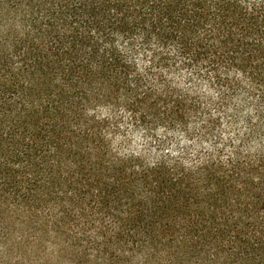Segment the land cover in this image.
I'll return each instance as SVG.
<instances>
[{
	"label": "trees",
	"instance_id": "1",
	"mask_svg": "<svg viewBox=\"0 0 264 264\" xmlns=\"http://www.w3.org/2000/svg\"><path fill=\"white\" fill-rule=\"evenodd\" d=\"M0 264H264V0H0Z\"/></svg>",
	"mask_w": 264,
	"mask_h": 264
},
{
	"label": "rangeland",
	"instance_id": "2",
	"mask_svg": "<svg viewBox=\"0 0 264 264\" xmlns=\"http://www.w3.org/2000/svg\"><path fill=\"white\" fill-rule=\"evenodd\" d=\"M158 134L162 135V132H158ZM202 147L206 148L207 146L204 144ZM129 149L143 153L148 159H153L164 152L173 153L187 149L190 153H193L195 146L191 144L190 140L187 141L181 135H170L160 145L150 140L144 133L138 132L129 138Z\"/></svg>",
	"mask_w": 264,
	"mask_h": 264
}]
</instances>
